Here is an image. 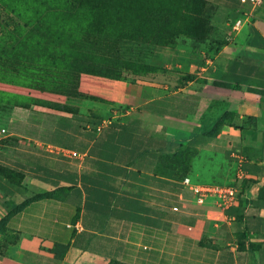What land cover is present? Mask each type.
Here are the masks:
<instances>
[{
	"label": "crops",
	"instance_id": "1",
	"mask_svg": "<svg viewBox=\"0 0 264 264\" xmlns=\"http://www.w3.org/2000/svg\"><path fill=\"white\" fill-rule=\"evenodd\" d=\"M202 1L208 38L153 48L151 71L7 90L0 264H264V0ZM203 183L236 202L197 203Z\"/></svg>",
	"mask_w": 264,
	"mask_h": 264
},
{
	"label": "trees",
	"instance_id": "2",
	"mask_svg": "<svg viewBox=\"0 0 264 264\" xmlns=\"http://www.w3.org/2000/svg\"><path fill=\"white\" fill-rule=\"evenodd\" d=\"M40 1H37L39 8L42 7ZM72 1H77L75 7L64 14L68 21L64 26L67 28H60L72 32L69 46L67 45L69 51L64 55H54L46 64L58 69L115 79L120 77L122 70L148 72L153 67L146 64L143 58L153 48L173 44L180 35L203 41L211 28L208 16L199 10L200 5L206 6L202 0H70L71 3ZM26 10L29 12L30 9ZM35 24L46 25L41 19H36ZM33 27V30L40 31L37 29L40 26ZM61 44L58 36L54 48ZM143 48H148L145 54L142 52ZM36 58L32 57L34 61H37ZM63 62L91 65L85 69L71 64L59 65ZM40 73V81L35 80L34 84H29V88H43L45 70ZM1 104L4 105L5 102L3 92L0 91ZM18 104L23 103L16 102L10 106ZM0 231L2 235L7 234L3 219L0 220Z\"/></svg>",
	"mask_w": 264,
	"mask_h": 264
},
{
	"label": "rangeland",
	"instance_id": "3",
	"mask_svg": "<svg viewBox=\"0 0 264 264\" xmlns=\"http://www.w3.org/2000/svg\"><path fill=\"white\" fill-rule=\"evenodd\" d=\"M37 1L0 0V91L3 92L5 102L4 105H0V123L3 122L6 109L10 104L23 103L24 100L23 95L7 90L28 88L29 84L36 82L35 80L40 81L38 79L40 72L53 67L46 65L49 59L54 58V55L58 56L60 53L64 55L69 51L68 44L72 32L63 31L60 28H67L64 26V23L68 22L64 14L73 10L72 8L75 7L77 1L71 3L70 0H41V8H39L40 4ZM33 7L35 8L33 9ZM26 8L30 9L29 12ZM199 8L207 16L209 15V6L202 4ZM36 19L43 20L46 25H36ZM24 21L25 24H22ZM232 25L233 23L230 24V31L232 32L240 27L238 25L237 29H232ZM33 26H40L37 27L40 31L33 30L35 28ZM58 36L62 44L54 48ZM133 48L135 50V47ZM147 49L143 48L142 52L145 54ZM56 52L58 53L56 54ZM34 56L37 57V61L32 59ZM61 64L69 66L71 63L63 62L59 65ZM71 65L85 69L91 64Z\"/></svg>",
	"mask_w": 264,
	"mask_h": 264
},
{
	"label": "built area",
	"instance_id": "4",
	"mask_svg": "<svg viewBox=\"0 0 264 264\" xmlns=\"http://www.w3.org/2000/svg\"><path fill=\"white\" fill-rule=\"evenodd\" d=\"M240 2H246L250 6L258 5L261 0H240ZM240 25V20L236 19L233 22L232 29H237ZM71 155H75L74 152H70ZM184 183H188L187 179L183 180ZM190 190L195 195V201L199 204L203 203L206 198H211L219 207H223L229 204H233L237 200V189L233 185L226 184H190Z\"/></svg>",
	"mask_w": 264,
	"mask_h": 264
}]
</instances>
